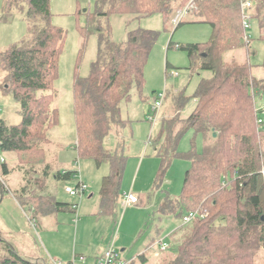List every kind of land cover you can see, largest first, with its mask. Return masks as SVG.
<instances>
[{
  "label": "trees",
  "instance_id": "1",
  "mask_svg": "<svg viewBox=\"0 0 264 264\" xmlns=\"http://www.w3.org/2000/svg\"><path fill=\"white\" fill-rule=\"evenodd\" d=\"M52 1L6 0L7 10L18 7L24 11L28 34L19 44L0 52V68L7 72L4 90L20 105L22 116L19 125H9L0 118V150L17 153L21 159L17 168L26 175L42 166L44 174L50 176L51 166H43L44 147L49 143V132L59 124V112L52 107L55 96L48 92L59 78L67 34L52 24ZM247 1L252 3L251 22H256L264 40V0H187L183 8L194 5L188 11L194 17L192 22L211 26V37L205 43L174 46L170 41L168 46L186 52L190 68L199 62L200 70L211 72V77L202 78L192 96L186 90L177 92V112L165 117L157 136L150 137L160 160L155 190L162 187L174 160L191 162L180 195L165 198L159 207L165 215L181 218L177 228L186 229L175 257L167 264H256L259 250H264V107L259 105L264 100V61L259 65L263 76L257 79L249 59L254 54L251 37L246 40L243 26L242 5ZM179 5V0H95L86 12L77 11L84 21L79 26L82 44L73 83L75 149L77 161L92 160L97 166L109 167L100 189L102 215L113 216L124 200L122 181L128 158L109 146L115 128L130 123L122 116V104L131 101L133 87L143 89L145 67L159 37V32L139 28L128 31L126 41L117 44L112 40L111 18L141 19L161 14L165 23H174L176 13L182 11ZM182 24L183 19L177 27ZM92 35L97 36L96 57L88 73L82 75L80 68ZM243 48L248 57L240 61L233 53ZM169 68L167 63V73ZM191 101L195 107L184 117L182 113ZM190 131V149L182 152L180 143ZM1 169L10 173L5 162ZM55 176L70 182L77 172L63 170ZM81 184L78 182L76 188ZM22 192L26 197L25 187ZM28 193L40 217L75 213L78 207L50 195ZM186 217H190L187 223ZM177 234L178 230L171 236ZM140 259L147 261L145 254ZM42 263L55 261L27 259L0 237V264Z\"/></svg>",
  "mask_w": 264,
  "mask_h": 264
},
{
  "label": "rangeland",
  "instance_id": "2",
  "mask_svg": "<svg viewBox=\"0 0 264 264\" xmlns=\"http://www.w3.org/2000/svg\"><path fill=\"white\" fill-rule=\"evenodd\" d=\"M94 1L53 0L51 2L52 24L63 29L67 34L60 58L59 78L54 89L48 92L54 94L52 107L59 112V124L49 132V143L44 147L43 166L50 165L51 174L50 176L44 174L45 168L41 166L32 169V172L26 175L23 170L17 168L21 162L17 153L0 150V166L4 160L10 169L8 174H4L0 169V237L6 238L8 242L17 241V245L15 244L17 250L28 253L29 255L25 256L34 262L47 260V256L51 259L55 258L61 264H68L75 260V257L73 258L75 253L93 260L95 255L113 245L127 264H167L175 257L177 243L186 229L180 231V228H177L182 224L181 218L165 215L159 207L165 198H177L180 195L185 173L190 168L191 162L184 159L174 160L165 175L162 187L155 190L160 160L155 156L150 137L157 136L165 117L177 112L175 99L177 92L186 90L187 95L192 96L200 80L211 77V72L200 70L199 62L190 68L191 61L186 52L175 47L168 49L170 41L174 46L205 43L209 41L212 29L207 24L193 23L194 17L191 14L183 18V24L178 27L176 22L165 23L161 14L141 19H133L131 16L111 18L112 40L117 44L126 41L128 31L139 28L159 32V37L145 67L143 89L138 91L133 87L131 101L122 104V116L130 123L125 127L115 128L109 146L113 152H121L127 156L122 191L124 194L132 193L138 199V203L125 205L122 200L113 216H105L101 214L100 189L103 177L109 174V167L107 164L97 166L92 160L77 161L75 149L77 127L73 83L82 44L79 26L84 21L77 11L81 9L86 12L89 6H93ZM185 1L179 0V7L182 10L185 9L183 8ZM27 34L28 23L24 11L18 7L7 10L6 0H0V52L19 44ZM248 34L251 37L250 47L254 50V54L251 53L249 59L255 68L254 76L259 79L263 76V70L259 65L264 61V40L259 37L255 21L251 22ZM96 48L97 36L92 35L88 40L87 54L80 68L82 75L88 73L89 65L96 57ZM233 54L237 55L240 61L248 57L245 48ZM167 63L170 65L168 73ZM175 73L178 75H173ZM6 79L7 72L0 68V118L9 125H19L22 121L20 105L4 90ZM164 92L166 97L159 112V121L151 122L148 118L152 115L151 106ZM259 105L264 107V100ZM194 107L195 101H191L182 115L187 117ZM192 137V131L184 136L180 143V151L186 152L190 149ZM197 147L201 149L199 139ZM26 169L29 170V167ZM62 169L77 171L76 179L70 182L55 179V174ZM37 182L41 188H38ZM78 182L85 185L84 194L70 196L65 192L66 187L75 188ZM24 187L26 197L21 196ZM29 191L34 192L35 195H51L63 202L77 204L78 209L75 213L40 217L27 198ZM39 219L44 222L43 228L39 225ZM15 227L23 229L25 235L21 236V239L9 232ZM176 230L178 234L171 236ZM34 237L37 238L38 247L34 245L32 240ZM158 241L170 243V247L166 251H161ZM142 254H145L147 261L140 259ZM37 257L42 260H38ZM256 264H264L263 249L258 252Z\"/></svg>",
  "mask_w": 264,
  "mask_h": 264
},
{
  "label": "built area",
  "instance_id": "3",
  "mask_svg": "<svg viewBox=\"0 0 264 264\" xmlns=\"http://www.w3.org/2000/svg\"><path fill=\"white\" fill-rule=\"evenodd\" d=\"M252 7V3L250 1H247L243 3L242 5V13H243V26L247 30L246 32V40H250V36L248 35V31L251 29V14H250V9ZM194 5L193 3H190L188 7L185 10H182L179 12L178 16L175 18V22L178 24L183 18H185L188 15V11L193 10ZM177 76L178 74L175 73L173 74ZM166 97V93L160 94L157 99L154 101L153 105L151 106V116L149 115L148 118L151 122H157L159 121V112L160 109L164 103ZM82 183V182H81ZM66 193L69 194L70 196H77L80 194H84L86 191L85 185L82 183L80 188H72V187H66ZM138 203V199L132 194H124V204L125 205H130V204H136ZM184 221L187 223L190 221V217H186ZM169 248V245L166 242L161 241L159 243V249L162 251H165ZM79 261H85L83 257L79 258ZM76 262V258L73 261V263ZM55 264H60L59 262H55ZM95 264H127L126 261H124L121 258L120 252L115 250V248L112 247L107 249L102 253V255L97 259Z\"/></svg>",
  "mask_w": 264,
  "mask_h": 264
},
{
  "label": "crops",
  "instance_id": "4",
  "mask_svg": "<svg viewBox=\"0 0 264 264\" xmlns=\"http://www.w3.org/2000/svg\"><path fill=\"white\" fill-rule=\"evenodd\" d=\"M164 105V104H163ZM162 108V107H161ZM3 162H4V160H3ZM6 163V162H5ZM0 169H1V166H0ZM63 170H66L67 171V169H62L61 171H63ZM77 172V171H76ZM77 177V176H76ZM55 179H56V176L54 177ZM66 192V191H65ZM124 193V192H123ZM51 196V195H50ZM93 196V195H92ZM91 196V197H92ZM57 201H59V202H63V201H61L59 198H57L56 199ZM66 203V202H65ZM68 203V202H67ZM71 204H73L74 205V203H71ZM137 204V203H136ZM75 205H77V204H75ZM78 206V205H77ZM77 209H78V207H77ZM61 214V213H60ZM58 215V214H57ZM56 215V216H57ZM52 216H54V215H52ZM41 224H40V227L41 228H43L42 226H43V224H44V222H43V220H41V222H40ZM32 229H30V231H31ZM11 234L13 233L14 235H16V237H18L19 236V238L21 239V236H23V235H25V233H24V231H23V229H20L19 227H15V229L14 230H12V231H9ZM32 233V232H31ZM33 236L35 235L34 233L32 234ZM3 239H5L6 240V238H3ZM19 240V239H18ZM32 240L34 241V245L35 246H39V244H38V241H37V238L36 237H34V238H32ZM16 242L17 241H15V243H13L12 241H10V243L12 244V245H14V247L16 248V246H15V244H16ZM17 245V244H16ZM37 246V247H38ZM20 247L18 246V249H19ZM16 250H17V248H16ZM105 251V250H104ZM104 251H102V252H100L99 254H97V255H95L94 257H93V260H90V259H88L87 257H85L84 255H78L77 253H75L74 255H73V258L75 257L76 258V262H74L73 263V261H70L68 264H95L96 263V261H97V259L102 255V253L104 252ZM17 252L18 253H20L22 256H24L25 258H27V259H30V260H32L31 258H29V257H26L25 255L26 254H28V253H26V252H23L22 253V251L19 249V250H17ZM123 252H124V250H123ZM29 255V254H28ZM31 256H33V255H31ZM37 256V255H36ZM81 257H83L84 259H85V261H79L78 259L79 258H81ZM46 258H47V260L50 262V260H54L55 262H59V261H57L55 258H53V259H51L50 257H47L46 256ZM78 258V259H77ZM37 259L38 260H40L41 258L40 257H37ZM42 260V259H41ZM60 264H61V262H59Z\"/></svg>",
  "mask_w": 264,
  "mask_h": 264
},
{
  "label": "water",
  "instance_id": "5",
  "mask_svg": "<svg viewBox=\"0 0 264 264\" xmlns=\"http://www.w3.org/2000/svg\"><path fill=\"white\" fill-rule=\"evenodd\" d=\"M86 11V10H85Z\"/></svg>",
  "mask_w": 264,
  "mask_h": 264
}]
</instances>
